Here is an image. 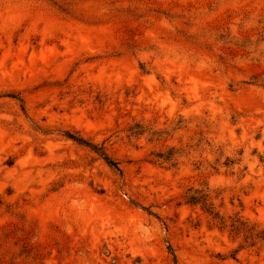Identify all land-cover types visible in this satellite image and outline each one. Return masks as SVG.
<instances>
[{
	"label": "rangeland",
	"instance_id": "1",
	"mask_svg": "<svg viewBox=\"0 0 264 264\" xmlns=\"http://www.w3.org/2000/svg\"><path fill=\"white\" fill-rule=\"evenodd\" d=\"M0 264H264V0H0Z\"/></svg>",
	"mask_w": 264,
	"mask_h": 264
},
{
	"label": "trees",
	"instance_id": "2",
	"mask_svg": "<svg viewBox=\"0 0 264 264\" xmlns=\"http://www.w3.org/2000/svg\"><path fill=\"white\" fill-rule=\"evenodd\" d=\"M78 143L80 144H84V145H87V146H90V144H88L86 141H84L83 139H75ZM97 149V148H95ZM97 151L102 155L104 156L105 160L109 163V165L113 166V167H117V163L113 162L112 160H110V158H108L103 152L102 150H98ZM167 161H170L167 160ZM187 204L188 205H191V206H197V205H203L204 208L206 209V211L208 213H210V215H215L216 218H219V216L217 214H214L213 212V208L208 206V198L205 196V197H198L197 195H191L188 196L187 198Z\"/></svg>",
	"mask_w": 264,
	"mask_h": 264
}]
</instances>
